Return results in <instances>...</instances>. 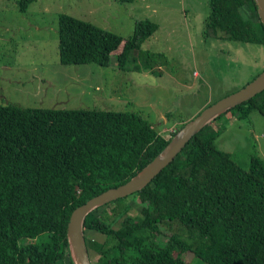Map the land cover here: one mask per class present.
Returning a JSON list of instances; mask_svg holds the SVG:
<instances>
[{
	"label": "trees",
	"instance_id": "trees-1",
	"mask_svg": "<svg viewBox=\"0 0 264 264\" xmlns=\"http://www.w3.org/2000/svg\"><path fill=\"white\" fill-rule=\"evenodd\" d=\"M31 2L21 0L23 12ZM208 6L203 39L264 47L253 0ZM157 30L139 21L124 41L58 15L59 63L106 67L115 53L122 71L142 67L160 75L165 55L141 51ZM254 111L264 118V90L206 125L142 190L90 212L83 235L91 264H185L187 253L204 264H264V161L251 157L243 170L216 147L220 128L213 126L227 114L242 120ZM168 141L134 113L0 105V264H72L66 235L72 211L128 181ZM129 198L138 204L136 215ZM173 224L179 230L161 243L160 228Z\"/></svg>",
	"mask_w": 264,
	"mask_h": 264
},
{
	"label": "rangeland",
	"instance_id": "rangeland-1",
	"mask_svg": "<svg viewBox=\"0 0 264 264\" xmlns=\"http://www.w3.org/2000/svg\"><path fill=\"white\" fill-rule=\"evenodd\" d=\"M208 13V0H32L25 12L21 0H0V105L134 113L167 139L170 129L240 90L264 70V47L203 39ZM61 14L120 35L124 41L137 22L149 20L158 30L141 51L162 53L168 62L160 67V75L142 67L122 71L115 53L106 67L61 65L57 53ZM249 17L257 20L255 14ZM213 126L220 128L216 147L243 170L251 157L264 161V118L258 112L242 120L227 114ZM126 203L133 204L131 214H138L135 200ZM124 205H110L106 213ZM160 229V242L165 243L179 227ZM183 260L204 264L191 253Z\"/></svg>",
	"mask_w": 264,
	"mask_h": 264
},
{
	"label": "water",
	"instance_id": "water-1",
	"mask_svg": "<svg viewBox=\"0 0 264 264\" xmlns=\"http://www.w3.org/2000/svg\"><path fill=\"white\" fill-rule=\"evenodd\" d=\"M256 12L264 26V0H253ZM264 90V70L240 90L229 94L203 108L194 118L170 138L167 145L136 175L125 183L112 187L76 207L67 224L68 251L72 264H91L85 239L83 225L86 216L105 204L125 198L146 187L151 181L181 152L190 139L217 117L240 105Z\"/></svg>",
	"mask_w": 264,
	"mask_h": 264
},
{
	"label": "built area",
	"instance_id": "built-area-1",
	"mask_svg": "<svg viewBox=\"0 0 264 264\" xmlns=\"http://www.w3.org/2000/svg\"><path fill=\"white\" fill-rule=\"evenodd\" d=\"M174 132H175L174 128L170 129L169 134H168L169 138H167V140L170 139L176 133V132L175 133ZM172 133H174V134L171 135Z\"/></svg>",
	"mask_w": 264,
	"mask_h": 264
},
{
	"label": "clouds",
	"instance_id": "clouds-1",
	"mask_svg": "<svg viewBox=\"0 0 264 264\" xmlns=\"http://www.w3.org/2000/svg\"><path fill=\"white\" fill-rule=\"evenodd\" d=\"M170 140V139H169Z\"/></svg>",
	"mask_w": 264,
	"mask_h": 264
}]
</instances>
